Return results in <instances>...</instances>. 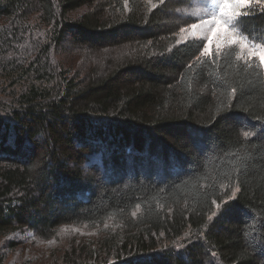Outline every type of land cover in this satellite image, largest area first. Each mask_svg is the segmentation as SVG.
I'll return each mask as SVG.
<instances>
[{"label":"trees","instance_id":"trees-1","mask_svg":"<svg viewBox=\"0 0 264 264\" xmlns=\"http://www.w3.org/2000/svg\"><path fill=\"white\" fill-rule=\"evenodd\" d=\"M189 5L0 0V264H264L263 68L182 41Z\"/></svg>","mask_w":264,"mask_h":264},{"label":"rangeland","instance_id":"rangeland-1","mask_svg":"<svg viewBox=\"0 0 264 264\" xmlns=\"http://www.w3.org/2000/svg\"><path fill=\"white\" fill-rule=\"evenodd\" d=\"M210 2H211V0H190V5L187 8H184L180 11H182L183 16L187 17L191 21V23L192 22L199 23V20L201 17L210 18V14L213 12H216V10H212V8L209 4ZM256 8H259V7L253 6L252 12H254L256 10ZM234 22H236V24H237L238 18H237V21H234ZM191 23H190V25H191ZM184 29H185V31H183V32L181 31L182 41H186L190 38L195 37L197 39H202L205 43H207L208 42L207 38L209 35H211L207 31V26H201L200 28H198L196 30H193L190 26L187 28H184ZM230 30L231 29H229V31ZM220 36L222 38L223 33H220ZM224 45H227V43L223 42V46ZM217 50H218V48H217L216 42L214 40L212 45L210 46V52H214ZM240 51H241V49H240ZM251 51L253 52V55L251 56V58L255 57L260 63V56H259L260 50L255 49V50H251ZM249 52H250L249 48H246L245 50L241 51L243 56L246 58H249ZM262 68H263V72H264V67H262ZM220 208H221V206L219 207V209ZM219 209L213 215V217H212L213 219L219 213ZM104 229L111 231L112 233L120 232V234H123V230L121 229V225L118 224L115 220L108 221L107 225L104 226ZM68 230H71V231L63 232L62 237L61 236L56 237L53 241L35 238V236L30 234V232H28V231L25 232V234L27 235V240H28V243H27L28 245L26 246V247H28V251L26 252V254H28V257L34 258V260L32 262L39 261L38 259H41V260H43L45 258H46V260H49V258L53 259L54 255L61 254L63 246H65V242L67 240L70 241V240H73L75 238H78V236H81L77 231H76V234H74L72 229H68ZM188 233H190V232H188ZM96 234L98 237L99 232L96 231ZM17 236L19 237L20 234H18ZM192 237H193V235L191 232L189 235V238H192ZM5 238L6 237H4V236H0V261L3 259L4 255L6 253L5 250L2 249V241ZM189 243H190V241H189ZM188 244H186V245L184 244V245L187 246ZM47 250H48V253H47ZM36 253H39L40 255H45V256L44 257H35ZM48 254H50V256ZM12 257H13V255L8 256L5 260V264H12V262H10Z\"/></svg>","mask_w":264,"mask_h":264},{"label":"snow or ice","instance_id":"snow-or-ice-1","mask_svg":"<svg viewBox=\"0 0 264 264\" xmlns=\"http://www.w3.org/2000/svg\"><path fill=\"white\" fill-rule=\"evenodd\" d=\"M163 2L164 0H161V3ZM213 3L218 7V12L211 13L210 18L201 17L199 23L192 22L190 25L193 30L201 26H207V31L211 34L207 38L208 42L203 44L200 56L203 57L211 54L210 46L215 40L218 49L223 46V42H226L229 46H238L241 51L249 48L250 60L253 55L251 50L259 49L260 63L264 67V43L250 40L248 35L238 31L234 26V21H237L238 17L251 14L253 6H258L264 11V0H213ZM239 23L243 22L239 21ZM229 29L231 30L229 31ZM181 31L183 32L185 29H181ZM220 33H223L222 38ZM219 54L218 52L216 55ZM213 58L215 59V55Z\"/></svg>","mask_w":264,"mask_h":264}]
</instances>
